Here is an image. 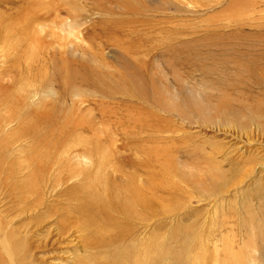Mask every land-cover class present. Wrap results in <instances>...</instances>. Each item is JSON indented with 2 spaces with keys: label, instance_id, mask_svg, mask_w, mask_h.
<instances>
[{
  "label": "rangeland",
  "instance_id": "374dc122",
  "mask_svg": "<svg viewBox=\"0 0 264 264\" xmlns=\"http://www.w3.org/2000/svg\"><path fill=\"white\" fill-rule=\"evenodd\" d=\"M0 21V87L18 100L0 95V102L10 99L0 103L7 163L25 166L33 144L15 138L26 125L12 113L41 108L50 117L45 180L59 166L58 178L87 172L82 149L99 147L97 157L112 162L151 161L145 171L158 172L162 215L150 221L156 214L147 211L148 222L126 225L134 234L127 243L137 247L160 234L174 247L173 231L182 236L187 228L188 244L200 239L207 246L205 264L215 257L224 264L230 253L250 264L245 245L264 251V134L256 129L264 126V0H0ZM193 91L211 104L207 114L193 105ZM33 119L30 128L45 132ZM79 120L88 122L83 130L71 127ZM18 173L15 179L26 182L30 173ZM137 177L146 188L148 174ZM43 197L49 206L63 203ZM243 223L256 231L241 233ZM183 257V264L203 260Z\"/></svg>",
  "mask_w": 264,
  "mask_h": 264
},
{
  "label": "bare ground",
  "instance_id": "6f19581e",
  "mask_svg": "<svg viewBox=\"0 0 264 264\" xmlns=\"http://www.w3.org/2000/svg\"><path fill=\"white\" fill-rule=\"evenodd\" d=\"M25 19L28 20V18ZM25 19L24 22H26ZM28 26L27 28L29 29ZM9 27L11 28V26ZM13 28L10 30H13ZM23 31L27 34V30ZM13 32L15 35V30ZM7 34V36H10V34L13 33L10 31V34ZM32 35L33 34H31V37ZM1 38L4 39L2 36ZM4 42L6 43L7 41L4 40ZM19 43L17 44L20 45ZM7 59H9V57H7ZM17 62L18 58H14L12 62L13 69L18 66ZM20 62L21 61H19V63ZM1 82L0 84L2 85ZM198 91H193L191 94V98L194 102L193 105L202 109L204 113L207 114L210 111L209 107L211 104L202 101V97H200ZM4 92H7L4 94L5 96L8 93H10V97L13 95L11 90L8 92V89L5 91L4 88L0 87V95ZM14 97L15 96L13 95L12 101H14ZM46 100L47 99H45V101ZM174 101H176V99H174ZM5 102L6 101L4 100L0 103L6 104L7 102ZM14 102H18V100L15 99ZM43 106L47 107L44 103ZM15 108L17 110V107H14V109ZM33 109H29V111L26 110L27 113L25 114H20L18 111L20 115L17 112L12 113V118L17 122L19 127H24L22 124L26 125V127L23 128L24 131L20 134H16L15 138L17 140L21 138H30L33 142L30 147V153L26 157V161H23V163L19 160V163L21 162L25 164V166H19L20 164H18V162L7 163L8 161H6L7 158L5 156V151L10 147V144L8 143L10 139L7 142L6 140H3L4 138L2 137L3 139L0 141V175L3 174L1 175L2 178L0 177V264H165L166 261H168V264H183L184 262H187L184 259L183 254L189 256L191 260L203 257V260H192L197 262H190V264H205L204 261L211 260L205 256L207 253V246L205 247L200 239L194 240L190 244L187 243L189 238L187 228H185L182 236H180L178 230L175 229L172 238H168L169 242L174 245V247H166L164 244L165 238L159 236L160 234L151 236V238L147 239L144 243H138L139 246L137 247L134 246L133 243H127L128 240H134H132L134 234L132 235L130 227L126 225H130L134 221L144 224L147 218L146 216H143L145 215L143 213L147 211H153L152 214H156L150 216L151 218L149 217L150 221H153V218L159 213L160 205L159 208L156 206L158 205L156 200H158L157 196L159 194L161 181L158 178L157 171L154 172L153 175L149 174L148 171H145L149 167L150 160L143 163L142 161H136L131 158L125 160L115 158L112 162L107 157H97L102 151L99 147L96 148V152L95 150L92 151V149H82L80 156L86 158V160L91 163V166H89L90 169L86 170L87 172L81 171L82 173H76L75 171H72L69 172L71 174L66 177L58 178V175L63 173L62 166L55 168V164L50 168H55L54 170L55 173L57 171V175L53 180H45L44 178L48 174L47 171H49V167L47 166L49 162L48 158H50L47 149L51 150V144L47 141L48 132H46L47 124L50 123V117L44 112H40V110L44 111L41 108H36L37 110ZM29 117L36 118V120L41 123L40 126L44 127L43 129L45 130L43 131L46 133L39 131L40 129L38 130L34 128L35 126L30 128L33 123H27ZM30 119L32 120V118ZM28 121L31 122L30 120ZM69 121H71V118H68L66 123L70 124ZM7 122H10V119L7 120ZM79 122V124H71V127L78 130L81 123L85 124V126L88 123L81 120H79ZM217 122L219 121L217 120ZM89 123H91V125L92 123L94 124V122ZM256 129L259 132L262 130L264 134V126H258ZM95 138L97 137L95 136ZM13 142L15 143V140H13ZM100 144H102V142H100ZM42 152H44L43 155L41 154ZM104 155L107 156V154ZM3 162H5L6 167H4ZM153 162L154 160L152 163ZM49 164L51 165L52 163ZM127 169H132L135 173L132 171L128 172ZM19 170H27L30 173L29 176L26 177L28 178L26 182L25 180L23 182L20 181L21 179L18 180ZM137 174H148L150 180L146 178V180H148V183H146L147 185L145 184L146 188L141 186L143 181L139 184V181L141 180H138L139 176L137 177ZM27 175L28 174L26 173V176ZM16 177L18 178L15 179ZM71 179H75L72 186L65 187L63 190L62 188L64 187L58 189V187L65 182L67 186L68 180L72 183ZM46 193L47 195L49 193L53 198H58L57 201L55 200L57 203L58 201L60 202L59 197L61 199L63 198V203L58 207H53L54 205L49 206V204L45 203L47 201H44L45 199L43 197ZM50 199L52 198L46 197V200ZM52 202L54 203V201ZM24 214L25 216L28 214L27 219L29 221L26 222L25 225H20V219ZM160 214L161 213H159L158 216L162 215ZM158 229H161V227ZM240 229L241 233L244 232L246 235L255 230L253 227L248 228L244 223L240 226ZM244 247L243 252L250 259V264H262L263 261L261 259H264L263 250L259 249V247L257 248L248 245H245ZM227 248L230 247L227 246ZM195 252L202 255L199 256ZM227 252H230V250L225 251V253ZM213 260L215 261V264H219L217 257ZM230 261H232V264H241V262L237 260V255L234 253L225 254L224 264H229Z\"/></svg>",
  "mask_w": 264,
  "mask_h": 264
}]
</instances>
